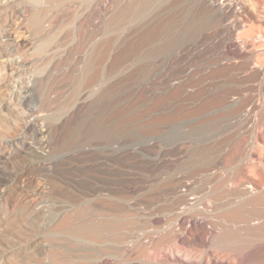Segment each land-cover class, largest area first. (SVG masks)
Segmentation results:
<instances>
[{"label":"bare ground","instance_id":"obj_1","mask_svg":"<svg viewBox=\"0 0 264 264\" xmlns=\"http://www.w3.org/2000/svg\"><path fill=\"white\" fill-rule=\"evenodd\" d=\"M208 1H213L212 4L218 10L235 9L236 3L233 0ZM107 2L108 0H103L100 5L103 7ZM6 3V0H0V13ZM188 4L189 0H185L176 6L169 29L164 27L160 30V35L171 31L174 40H167L162 46L148 52L138 51L137 48L129 57H111L107 49L109 46H104L100 52L93 48L95 50L84 58H56L53 57L52 51L39 58L28 59V55L19 53V45L11 44L9 39H2L9 36L11 26L0 25V43L5 47L0 56V70L4 71L3 73L8 71V87L17 102L13 110L7 109L5 114L6 117L13 118L0 117V128L4 122L10 124L8 130L13 129L15 132L10 140L12 149L21 150L24 158L31 163L29 167H24L28 168L25 172H7L0 159V198L4 197L5 191L10 190V204H16L18 201L17 203L31 205L34 210H39L43 207L39 196L47 192L37 186L38 176L45 179L39 183L44 188H49V183L55 179L60 185L72 188L82 195L96 197L95 199L100 196L113 199L135 190L137 193L138 187L148 183L147 180L142 181L139 176L156 170L154 168L159 166L162 160L166 162L165 157H171L173 153H169L168 149L158 156V150H162L160 145L171 146L176 141L169 138L170 132H167L148 144L149 141H145L136 133L137 128L130 121L132 115L145 112V106L133 104L134 101L131 105L129 102L133 98L132 92L149 86L165 74V71H159L157 67L176 66L193 61L160 56L169 50L174 42L190 37L195 30L210 23L211 12L193 10L191 6L188 8ZM7 8L8 12L12 10V13H17L14 5ZM31 8L34 10L29 20L33 31L39 33L41 23L48 13L44 15L35 5ZM58 13L60 10L50 16H56ZM140 13L134 5L126 11L129 19ZM234 15L239 17L240 12L234 11ZM257 32L256 42L264 44V34L260 29ZM150 37L144 36L143 42L149 41ZM46 41L48 42L49 38ZM40 45L31 47L33 52L37 51ZM157 56L160 58L156 59ZM256 66L257 71L263 74L260 86L264 93V67ZM56 79L60 82L62 80L63 83L52 85ZM42 93L45 95V103L39 101L38 106L34 102L38 100L34 99V94L38 97ZM238 99H241V95ZM258 106L252 103V113L260 110L261 122L258 123L263 124L264 102ZM165 109L164 107L158 112ZM39 111L43 112L42 115ZM190 133L191 141L201 145V148L194 149L191 155L194 159H202L209 154L216 145L218 146L216 142L226 141V138L220 141L219 138L199 137L198 129L194 126ZM54 140L63 144L64 151L57 152L51 146ZM93 140H99L101 144L93 145ZM244 141L245 138L237 142L234 149L226 155L223 162L226 168L214 170L205 177H190L188 183L180 184L169 190L171 192L165 193L164 199L161 198L162 202H151L152 204L139 214L135 211L138 215L132 216L134 222H123L115 207L94 201L96 204L94 203L90 210L81 208L73 216L64 217L61 222L57 221L60 223L59 226L54 224L55 229L86 239L92 244L91 249L84 252L95 256L92 257L95 259L93 263L78 260L77 264H134L132 260H136L135 257H139L140 264H264V177L262 179V176H259L253 164H257V161L261 163L259 159L262 155L258 158L254 153L241 154ZM79 152L87 156L83 165H78L75 160ZM8 154L3 159L11 162ZM14 154L16 156V152ZM232 160L239 162L236 168L228 166ZM20 164L18 163L19 166ZM70 170L86 177V188L80 187L76 177L68 176L67 172ZM139 181H142L140 185ZM166 186L168 187V184ZM172 186L174 187V184ZM39 198L40 201H37ZM113 205L119 207L115 203ZM234 235L247 241V244L239 250L214 247V242L220 241L222 236ZM109 237L115 239L117 248L113 253L110 250L101 252V247L108 243ZM52 252L53 250L50 253ZM122 258L130 260L125 261ZM119 259L123 261L117 262ZM45 264H48L47 261Z\"/></svg>","mask_w":264,"mask_h":264},{"label":"rangeland","instance_id":"obj_2","mask_svg":"<svg viewBox=\"0 0 264 264\" xmlns=\"http://www.w3.org/2000/svg\"><path fill=\"white\" fill-rule=\"evenodd\" d=\"M102 1L6 0L7 3L0 13V25H10L11 31L8 37L2 39H9L11 44L19 45V53L28 55V59L39 58L52 51L53 57L56 58H84L95 49V51H102L104 46H109L107 49L111 57H129L137 51V48L138 51L148 52L162 46L167 40L172 38L174 40L171 31L161 35L159 33L164 27L169 29L173 10L180 3L185 2V0H108L107 4L102 7L100 5ZM189 2L188 8L191 6L193 10L199 12L201 10L202 12H211L212 22L210 21L208 25L195 30L190 37L174 42L171 48L161 53L160 56L161 58L168 56L174 59L183 58L193 61L176 66L157 67V70L165 71V74L158 77L149 86L132 92L133 98L129 102V104L133 101V104H143L145 109L149 110L134 114L133 118L130 116L132 119L130 121L137 128L136 133L142 136L145 141H149L148 144L153 143L154 138L162 137L170 132L171 137L169 138L176 143L171 146L160 145L162 150H158V153L169 149V153H173L171 157H165L166 162L162 160L163 164H159L154 168L156 170L151 173L139 176L142 181H148V183L142 184V187L148 186V188L144 187L143 190L140 186L137 188V193L136 190L133 193L127 192L122 196L120 194L121 197L113 199L100 196L99 198L102 200L100 201L99 198L98 200L95 199L96 197L82 195L72 188L60 185L55 179L51 180L48 185L51 187L50 191V187L44 188L39 185L45 181L42 176H38L37 186L47 193L39 196L41 202L43 201V207L39 210H34L30 204V206H24V204L17 203L18 201L16 204L15 202L11 203L12 206L16 205L12 207L9 197L10 190L5 191L3 199L0 198L2 200V202L0 200V264H45L46 261L48 264H77L78 260V262L93 263L95 259L92 257L95 256L84 252V250L91 249L92 244L89 241L68 232L59 231L58 228L55 229V225H58L64 217L73 216L81 208L90 210L94 203L99 201V203L115 207L117 215L119 214L123 222H134L132 219L135 217L134 214L141 213L152 203L162 202L161 198L164 199L165 193L171 192L169 190L175 189L180 184L188 183L190 177H205L214 170L226 168L227 166H223L226 155L234 149L237 142L244 138L241 154L254 153L253 155L259 156L258 158L262 155L259 159L261 163L257 161V164H253H255L254 170L263 179L264 122L261 123L262 125L258 123L261 122L259 118L261 112L259 110L252 113L251 106L252 103L261 106L264 102V93L260 86L263 74L256 69V65L264 67V44H260V41L256 42L255 37L258 34V29L264 34V0H233L236 3L234 11L240 12L239 17L238 15L233 16L232 9L218 10L212 4L213 1L189 0ZM10 5L16 7L17 13H12V10L8 12L7 6ZM32 5L37 6L43 14L48 13L41 23V30L39 33L37 32L38 34L33 31L29 20L34 10L31 8ZM131 5L137 7L141 13L129 19L126 11L127 8L132 7ZM59 10L60 13L56 16H50ZM146 35L151 36L150 40L143 42V37ZM31 43L35 45H31ZM39 44L41 45L38 50L33 52V48ZM134 46L135 48H133ZM4 48L0 43V56ZM160 56L155 58H160ZM3 72L0 70V117H6L7 109L13 110L17 103L8 87L6 77L8 71ZM178 74L180 75L178 76ZM55 82L52 85H60V80ZM60 83H63L62 80ZM239 95H241V99L237 100ZM35 98L36 100L38 98L37 101H34L38 106L39 101L45 103L43 93L38 97L37 94H34ZM172 103L175 106L171 105ZM164 107L166 108L164 111L158 112ZM153 108L158 110L155 111ZM42 113L39 111L40 115ZM7 117L13 118V116ZM9 125L8 122H4L0 128V159L3 161V168L7 172H25V169L28 168L24 167H29L31 163L24 158L21 150L12 149L10 140L15 132L13 129L8 130ZM193 126L197 127L199 137L219 138L220 141L226 138L227 142H223L224 144L216 142L218 146L216 145L209 154L202 159H194L191 155L194 149L201 148V145L191 141L190 132ZM57 141H52L51 146L57 152L64 151L63 144ZM96 143L99 145L101 141H92L93 145ZM14 152H16V156ZM7 154L11 162L3 159ZM86 158L87 156L80 152L75 156L78 165H83ZM169 159L171 160L169 161ZM234 161L232 160L228 165L230 168H236L239 165V162L235 161L234 163ZM18 163L24 166L21 164L19 166ZM206 170L209 173L205 172ZM67 173L68 176L76 177L79 180L81 188H86L85 176L80 173L74 174L72 170ZM142 181H139V185ZM176 183L177 185H175ZM158 188L160 190L156 191ZM149 193L151 197L147 195ZM40 198L37 201H40ZM110 202L119 205V207L109 204ZM86 206L90 207L87 209ZM38 213L39 215H37ZM44 225L45 227H43ZM42 230L46 232H41ZM112 238L109 237L108 243L101 247V250L103 249L101 252L110 250L113 253L115 251L117 247L115 239ZM246 244L247 241L239 239L235 235L222 236L220 241L214 242V247L222 250L228 248L239 250ZM52 250L55 252L50 253ZM138 258L135 257L136 260H132L135 262L134 264H140ZM122 261L119 259L117 262Z\"/></svg>","mask_w":264,"mask_h":264}]
</instances>
